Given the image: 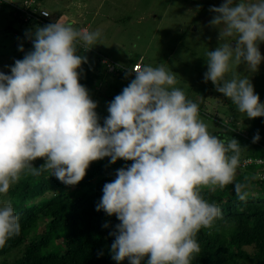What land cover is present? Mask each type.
<instances>
[{
	"label": "clouds",
	"instance_id": "clouds-1",
	"mask_svg": "<svg viewBox=\"0 0 264 264\" xmlns=\"http://www.w3.org/2000/svg\"><path fill=\"white\" fill-rule=\"evenodd\" d=\"M209 11L210 25L224 42L207 52L205 83L211 81L248 119L264 117L251 80L235 73L227 78L241 64L256 72L264 61V0H224ZM25 35L32 49L15 60L10 75L0 72V194L23 173L48 172L75 186L95 161H131L104 184L96 205L97 212L119 221L109 233L112 259L192 264L200 252L197 234L222 216L201 189L233 184L239 200L248 196L246 184L234 183L239 141L209 133L199 105L175 87L177 74L164 64L135 65L128 73L134 78L108 103L101 124L98 103L80 83L88 63L83 53L98 45L101 32L77 30L59 19ZM18 50L25 52L23 45ZM259 139L257 132L253 143ZM37 159L44 160L39 168L32 163ZM20 231L12 204L0 206V248Z\"/></svg>",
	"mask_w": 264,
	"mask_h": 264
},
{
	"label": "trees",
	"instance_id": "trees-1",
	"mask_svg": "<svg viewBox=\"0 0 264 264\" xmlns=\"http://www.w3.org/2000/svg\"><path fill=\"white\" fill-rule=\"evenodd\" d=\"M27 1L34 3L28 8ZM40 1L43 0H24L21 5H13L14 20L5 33H13L18 38L19 30L24 26L34 31L37 26L55 23L57 17L41 8ZM7 2H0V6L7 9ZM40 11H47L49 17L41 18ZM30 14L32 17L28 19ZM67 22L76 27L74 21ZM23 47L25 52H20V59L32 49L31 41L27 39ZM83 54L88 63L84 64L86 72L83 71L80 83L93 92V100L98 103L96 111L103 124V119L109 115L108 103L128 85V79L134 78V73H128L138 62L134 60L123 67L92 49ZM229 116L230 121L226 124L216 122V130L211 134L221 140L235 138L239 141L240 164L234 183L246 184L248 196L244 201L239 200L233 184L215 190L201 189L204 199L216 203L222 216L211 228L201 229L197 234L200 252L192 264H264V179L261 176L264 165L256 163L264 159V117L248 119L234 107ZM257 132L260 139L253 143ZM32 163L39 168L44 160L37 159ZM131 163L118 160L111 164L109 158L95 161L84 179L75 186H66L48 172L39 176L23 173L8 193L0 194V206L10 202L21 225L20 234L0 248V260L17 251L21 256L1 264H116L110 253L114 238L109 233L115 230L119 221L103 211L97 212L96 205L103 195L104 184L115 179L117 169ZM259 167L263 170L258 171ZM105 224H108L107 228ZM100 252L103 255L98 256ZM146 261L147 257L142 264Z\"/></svg>",
	"mask_w": 264,
	"mask_h": 264
},
{
	"label": "rangeland",
	"instance_id": "rangeland-1",
	"mask_svg": "<svg viewBox=\"0 0 264 264\" xmlns=\"http://www.w3.org/2000/svg\"><path fill=\"white\" fill-rule=\"evenodd\" d=\"M7 1V9L0 6V72L10 73V67L14 66L15 60L20 59L19 47L27 41L24 34L32 29L22 27L18 38L13 33H5V29L14 20L13 5L24 2ZM223 2L224 0H43L40 5L54 14L56 21L60 19L68 24L67 21L71 20L77 23V30H99L101 38L92 50L120 66L127 67L134 60L153 67L164 64L167 70L177 74L175 87L183 90L189 100L199 105V118L208 126L211 134L216 130V122L228 123L233 107L237 109L228 98L215 90L211 81H204L207 52L215 50L224 42L219 40V30L210 25L214 14L209 9L219 7ZM234 43L233 41L232 44ZM259 48L264 56V43ZM104 61L106 60L103 59ZM82 69L86 72L84 65ZM233 73L239 77H248L260 102L264 104V61L256 72L241 64L233 68L227 78H231ZM128 80L130 83L131 79ZM94 84L97 88V80ZM89 93L93 99V92ZM242 123L243 121L240 125ZM261 170L263 168L259 167L258 171ZM20 256L19 251L14 252L8 258L0 260V264L13 262Z\"/></svg>",
	"mask_w": 264,
	"mask_h": 264
},
{
	"label": "built area",
	"instance_id": "built-area-1",
	"mask_svg": "<svg viewBox=\"0 0 264 264\" xmlns=\"http://www.w3.org/2000/svg\"><path fill=\"white\" fill-rule=\"evenodd\" d=\"M5 0H0V2H4ZM34 3V1H30V2H26L25 3V5L29 8V7H31L32 6V4ZM44 12H47V11H40L39 12V16L41 17V18H47V17H49V15L48 16H44L42 13H44ZM48 13V12H47ZM49 14V13H48ZM32 14H30V15H28V19L30 18V17H32L31 16ZM136 65H141L140 64V62H138V64H136ZM135 66V65H134ZM248 163H251V161L250 162H244L243 164H241V166L243 167V166H245V165H247ZM256 163H258V164H261V165H264V159H260V160H258ZM261 176H262V178L264 179V173H262L261 174Z\"/></svg>",
	"mask_w": 264,
	"mask_h": 264
},
{
	"label": "water",
	"instance_id": "water-1",
	"mask_svg": "<svg viewBox=\"0 0 264 264\" xmlns=\"http://www.w3.org/2000/svg\"><path fill=\"white\" fill-rule=\"evenodd\" d=\"M4 73H5V74H8V75H10V73H9V72H6V71H4Z\"/></svg>",
	"mask_w": 264,
	"mask_h": 264
},
{
	"label": "crops",
	"instance_id": "crops-1",
	"mask_svg": "<svg viewBox=\"0 0 264 264\" xmlns=\"http://www.w3.org/2000/svg\"><path fill=\"white\" fill-rule=\"evenodd\" d=\"M74 23V22H73Z\"/></svg>",
	"mask_w": 264,
	"mask_h": 264
}]
</instances>
